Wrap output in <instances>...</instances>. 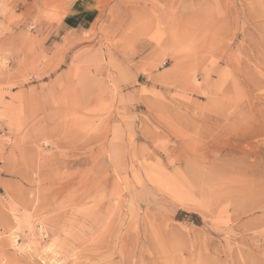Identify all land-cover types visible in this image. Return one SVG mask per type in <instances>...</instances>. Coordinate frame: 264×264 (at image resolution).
<instances>
[{
    "label": "rangeland",
    "instance_id": "rangeland-1",
    "mask_svg": "<svg viewBox=\"0 0 264 264\" xmlns=\"http://www.w3.org/2000/svg\"><path fill=\"white\" fill-rule=\"evenodd\" d=\"M0 264H264V0H0Z\"/></svg>",
    "mask_w": 264,
    "mask_h": 264
},
{
    "label": "bare ground",
    "instance_id": "bare-ground-1",
    "mask_svg": "<svg viewBox=\"0 0 264 264\" xmlns=\"http://www.w3.org/2000/svg\"><path fill=\"white\" fill-rule=\"evenodd\" d=\"M211 21V20H210ZM206 25V24H205ZM103 229H105V228H103ZM108 230V229H107ZM103 231V230H102ZM104 232V231H103ZM90 259V258H89Z\"/></svg>",
    "mask_w": 264,
    "mask_h": 264
}]
</instances>
